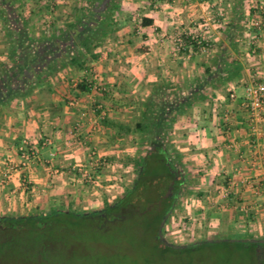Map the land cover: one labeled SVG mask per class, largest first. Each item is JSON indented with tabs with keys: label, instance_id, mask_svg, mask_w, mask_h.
Wrapping results in <instances>:
<instances>
[{
	"label": "crops",
	"instance_id": "1",
	"mask_svg": "<svg viewBox=\"0 0 264 264\" xmlns=\"http://www.w3.org/2000/svg\"><path fill=\"white\" fill-rule=\"evenodd\" d=\"M119 3V29L101 42L95 59L88 60L83 70L65 66L31 92L0 105V215L27 216L55 208L86 211L113 199L97 189L114 177L116 169L124 171V180L132 176L131 159L137 154L139 137L130 129L140 120L142 104L155 85L167 83L169 92L178 90L186 96L198 81H204L206 69L216 71L214 61L224 51L229 62H239L240 72L230 82L207 85L208 98L182 115L171 134L185 165L186 189L165 232L173 236L183 231L180 234L194 236V241L221 233L264 236V115L260 121L253 120L246 100V87L264 81V12L258 15L256 10L264 0ZM86 5L87 0L17 3L35 40L51 36L56 29L66 31ZM253 13L260 16L261 30L252 26ZM201 24L208 26L212 50L178 53L174 38L183 33L192 40L200 34ZM12 53L0 18L3 99L20 84L5 82L7 69L10 75L18 70ZM83 79L92 85L84 93L76 90ZM46 136L52 144L43 146L41 139ZM23 139L37 147L41 161L12 172L3 183L4 173L20 162L18 147ZM93 151L109 165L97 172L103 177L96 186H82L75 181L74 168L88 166Z\"/></svg>",
	"mask_w": 264,
	"mask_h": 264
},
{
	"label": "trees",
	"instance_id": "2",
	"mask_svg": "<svg viewBox=\"0 0 264 264\" xmlns=\"http://www.w3.org/2000/svg\"><path fill=\"white\" fill-rule=\"evenodd\" d=\"M18 2L20 0H0V18L12 45L11 60L18 67L13 75L9 74V69L5 71V82L13 86L20 83L11 97H0V105L21 93L26 95L65 66L83 70L88 60L95 59V51L101 42L119 29L117 14L122 12L120 0H87V5L81 10V17L68 25L66 31L56 29L51 36L35 40L29 36ZM187 40L194 43L190 38ZM214 63L216 71L206 69L204 81H198L186 96L178 90L169 92L171 87L167 83L155 85L151 96L142 104L140 120L130 129L139 137L137 154L131 159L134 177L119 197L105 200L100 208L83 212L72 208H55L28 216L0 215V231H19L27 227L36 230L52 221L69 228L95 222L103 230L130 225V230H135L137 235L151 234L163 252L218 242L264 248V237L256 238L254 235L216 238L212 243L206 239L183 248L165 245L159 238L161 222L185 195V165L171 139L175 124L197 103L208 98L205 92L207 85L217 86L230 82L241 70L239 62H229L224 58V51ZM91 87V83L83 79L76 85V90L84 93L90 91ZM147 145L148 149L142 150Z\"/></svg>",
	"mask_w": 264,
	"mask_h": 264
},
{
	"label": "rangeland",
	"instance_id": "3",
	"mask_svg": "<svg viewBox=\"0 0 264 264\" xmlns=\"http://www.w3.org/2000/svg\"><path fill=\"white\" fill-rule=\"evenodd\" d=\"M133 177V173L130 178L126 177L120 194L115 192L113 199L122 194ZM100 192L107 194L103 187L97 189V193ZM182 198L178 200L171 217L179 211L178 204H182ZM137 234L135 230H130V225L103 230L95 222L69 228L53 221L36 230L27 227L19 231H0V264H264V248L259 246L218 242L163 252L151 234ZM193 237L180 232L173 236L168 232L164 234L167 242L178 246L231 236L221 233L195 241Z\"/></svg>",
	"mask_w": 264,
	"mask_h": 264
},
{
	"label": "built area",
	"instance_id": "4",
	"mask_svg": "<svg viewBox=\"0 0 264 264\" xmlns=\"http://www.w3.org/2000/svg\"><path fill=\"white\" fill-rule=\"evenodd\" d=\"M192 1V0H190ZM256 10L258 11V15L264 12V4L260 3ZM134 22L138 24V17L134 18ZM252 26L257 30L262 29V22L260 16L255 17ZM208 30V26L206 24H201L199 27L200 34L192 37L194 43L188 42V38L190 36H185L186 34H178L174 38V46L178 53L187 54V53H195L196 51L201 53H207L211 51L213 48V44L207 38L206 33ZM187 37V38H186ZM252 53L256 54V49H252ZM97 88L102 90V87L97 84ZM246 100L248 110L255 121L262 120L264 115V81L254 82L246 87ZM72 105L76 104V101H72ZM98 110H101V107H98ZM102 115V113H101ZM42 145L47 146L52 144L51 137H43L41 139ZM18 155H19V164L17 167H11L8 171H6L3 175L2 182L8 181L12 172L14 171H23L29 169L31 165L36 162L41 161V154L36 146H34L28 139H23L18 147ZM108 160L105 157L98 155L96 152H92L89 159L88 166H76L74 169L76 171V179L77 183L83 185H91L96 186L99 181L102 180V175H96L98 171L100 173L108 167ZM124 171L116 169L114 173V177L107 180L108 183L104 184L102 187L107 190L108 195H112L114 197V193L121 189L124 182ZM55 174H59L57 171ZM97 183V184H96ZM23 184L27 185V181L24 180ZM223 197L227 198L228 193L226 190L222 191ZM183 232V231H180Z\"/></svg>",
	"mask_w": 264,
	"mask_h": 264
},
{
	"label": "water",
	"instance_id": "5",
	"mask_svg": "<svg viewBox=\"0 0 264 264\" xmlns=\"http://www.w3.org/2000/svg\"><path fill=\"white\" fill-rule=\"evenodd\" d=\"M173 209H174V206H173V208L169 211V213L166 215V217L163 219V221H162L161 224H160L159 238H160V240H161L165 245L172 246V247H174V248H183V247H186V246L172 245V244H170L169 242H167V241L165 240V238H164L163 233H162V232H163V228H164V226H165V224H166V221H167V219L170 217V215H171ZM252 241H253V242H258L257 240H252ZM209 242L212 243L213 241L209 240ZM261 242H262V241H261Z\"/></svg>",
	"mask_w": 264,
	"mask_h": 264
}]
</instances>
